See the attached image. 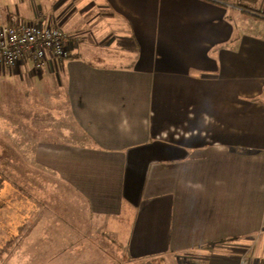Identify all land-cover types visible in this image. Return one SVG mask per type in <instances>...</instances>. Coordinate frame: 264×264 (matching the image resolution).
Segmentation results:
<instances>
[{"label": "crops", "instance_id": "crops-1", "mask_svg": "<svg viewBox=\"0 0 264 264\" xmlns=\"http://www.w3.org/2000/svg\"><path fill=\"white\" fill-rule=\"evenodd\" d=\"M0 21L68 52L0 67V264H264V0H0Z\"/></svg>", "mask_w": 264, "mask_h": 264}, {"label": "built area", "instance_id": "built-area-1", "mask_svg": "<svg viewBox=\"0 0 264 264\" xmlns=\"http://www.w3.org/2000/svg\"><path fill=\"white\" fill-rule=\"evenodd\" d=\"M65 33L58 27L25 21L9 25L0 21V67L31 61L40 70L48 57L65 59Z\"/></svg>", "mask_w": 264, "mask_h": 264}, {"label": "rangeland", "instance_id": "rangeland-1", "mask_svg": "<svg viewBox=\"0 0 264 264\" xmlns=\"http://www.w3.org/2000/svg\"><path fill=\"white\" fill-rule=\"evenodd\" d=\"M79 9H77V11H78ZM77 11H75V13L77 12ZM75 13H74V15H75ZM118 44L119 43H117V42H112V48H114V47H117L118 46ZM108 50V49H107ZM120 64H126V62L125 63H120ZM60 97V96H59ZM57 104V107L58 106H60V108H59V110L61 109V113H63L64 112V110H63V108H62V99H61V97L60 98H57V102H56ZM34 104L36 105V106H41L40 104H39V101H34ZM39 104V105H38ZM38 107H35V108H38ZM56 108V107H55ZM21 109H23V110H25L24 108H20L19 110H21ZM31 111H33L34 110V107H31ZM59 110H56V112L57 113H59L58 111ZM25 111H27V110H25ZM4 112L5 113H8L9 111H7V107H1L0 108V114H4ZM65 113V112H64ZM8 159V157H6V158H4V157H0V180L3 182H10L12 179H13V176H12V173H10V172H6L5 170H4V168H6V166H5V163H6V160ZM9 162V161H8ZM3 185V184H2ZM2 232L0 231V245H5L8 241H10L11 240V243L12 244H14L16 241H17V238H15L14 239V237L12 236V237H7V236H3L2 234H1ZM101 252H103V253H106L105 255H104V258H102V259H99L98 261H96L95 260V258L98 256L96 253H94V250L93 249H91V253L89 252V255H88V252H83V258L85 259V260H87V263L86 264H98V263H101V264H134V263H131V261L129 260V258H127L126 256H124V252L123 253H119L120 254V256H121V258H122V260L121 261H118V259L117 260H115V261H112L111 260V262H109V260H108V257L106 258V256H114V255H112V254H110L109 252H105L102 248H100L99 249ZM99 254H100V252H99ZM88 256V257H87ZM115 257V256H114ZM116 258V257H115ZM124 258V259H123ZM100 261V262H99ZM66 264V263H65ZM137 264V263H136ZM155 264H157V263H155Z\"/></svg>", "mask_w": 264, "mask_h": 264}, {"label": "trees", "instance_id": "trees-1", "mask_svg": "<svg viewBox=\"0 0 264 264\" xmlns=\"http://www.w3.org/2000/svg\"><path fill=\"white\" fill-rule=\"evenodd\" d=\"M2 181L0 180V190L2 189ZM11 244V240L8 241L5 245H3L2 247H0V257L2 256V254L4 253V251L7 249V247H9Z\"/></svg>", "mask_w": 264, "mask_h": 264}]
</instances>
